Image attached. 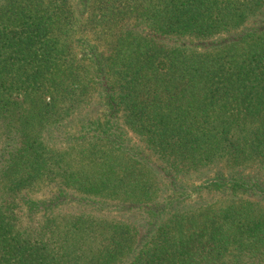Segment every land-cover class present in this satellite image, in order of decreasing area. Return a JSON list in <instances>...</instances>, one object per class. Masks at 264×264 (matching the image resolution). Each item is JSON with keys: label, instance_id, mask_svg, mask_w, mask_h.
Instances as JSON below:
<instances>
[{"label": "trees", "instance_id": "trees-1", "mask_svg": "<svg viewBox=\"0 0 264 264\" xmlns=\"http://www.w3.org/2000/svg\"><path fill=\"white\" fill-rule=\"evenodd\" d=\"M0 264H264V0H0Z\"/></svg>", "mask_w": 264, "mask_h": 264}]
</instances>
